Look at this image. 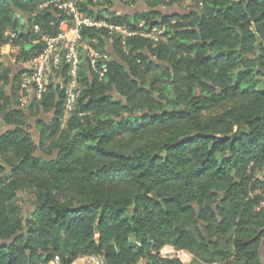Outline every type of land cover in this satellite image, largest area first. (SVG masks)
I'll return each mask as SVG.
<instances>
[{
    "label": "trees",
    "instance_id": "16d2710c",
    "mask_svg": "<svg viewBox=\"0 0 264 264\" xmlns=\"http://www.w3.org/2000/svg\"><path fill=\"white\" fill-rule=\"evenodd\" d=\"M49 1L0 0V47L18 46V61L56 33ZM111 3L86 11L132 31L164 27L163 40L113 34L128 70L111 59L98 81L83 61L64 126L53 85L27 113L14 105L21 71L0 54V129L9 128L0 135V264L90 253L107 264H183L159 257L165 244L210 264H264V0H197L170 15H117ZM82 36L98 46L109 38L105 28Z\"/></svg>",
    "mask_w": 264,
    "mask_h": 264
},
{
    "label": "built area",
    "instance_id": "2783aa9c",
    "mask_svg": "<svg viewBox=\"0 0 264 264\" xmlns=\"http://www.w3.org/2000/svg\"><path fill=\"white\" fill-rule=\"evenodd\" d=\"M105 0H50L49 3L59 11L57 31L54 35H43L40 41L42 50L27 60L19 61L21 71L19 91L24 100H37L46 93L50 86H55L63 93V107L59 122L64 126L72 115L81 86V66L85 61L90 70L101 81L108 70L112 57L109 49L113 34L121 38L141 35L157 40L154 30H129L121 24L109 22L106 18L89 15L86 9L102 7ZM94 9V10H95ZM143 22L138 24L142 27ZM86 28H105L109 38L103 46H98L94 38L85 40L82 31ZM38 30L37 26H34ZM164 29V27H161ZM157 35V34H156ZM13 47L10 44L1 46ZM13 51V49H11ZM160 258L176 259L183 264H191L192 255L172 245H163L158 250ZM42 264H61L57 258ZM70 264H107L102 254H83Z\"/></svg>",
    "mask_w": 264,
    "mask_h": 264
},
{
    "label": "rangeland",
    "instance_id": "374dc122",
    "mask_svg": "<svg viewBox=\"0 0 264 264\" xmlns=\"http://www.w3.org/2000/svg\"><path fill=\"white\" fill-rule=\"evenodd\" d=\"M112 3L111 5L108 6V10L109 12L113 13V14H117V15H120L121 12L119 11H115L116 9V3L117 2H120V3H123L124 5H127V6H136L141 0H137L135 3L132 2V0H111ZM163 9H165L168 13H171V12H180V13H187L191 10H195L196 8H200V5H197V0H188V1H185V2H181V3H175L173 4L172 6H162ZM164 31V29H161V28H158L156 30H154V34L156 36L157 39L161 38V40H163L162 37H159V35ZM157 34V35H156ZM13 49V51L11 50ZM19 52V48L18 46H13V47H5L1 50L0 48V54L2 55V60L3 61L5 58L6 59H9L11 61V63H13L14 65L17 66V64H19L18 60L16 59L17 57V53ZM6 65V63H5ZM161 72H156L154 73L153 75L155 76H158L160 78V85L163 84V78L162 76H160ZM153 75H149L148 78H149V81H151V77ZM4 89L6 90V92L8 93L9 96H11V91L9 90V85L8 86H4ZM14 105H17L18 108H21L24 110L25 113H27L28 111V106L29 104L31 103V100L29 99H26L24 100V98L22 99V94L20 93V91L18 90L14 96ZM217 111V110H216ZM51 112H46V113H41L38 115V117H40L41 119L44 118V120H48V115H50ZM35 118H32L31 119V133L33 134V137L35 139H38L39 138V134H38V130L37 128L35 127V124H34V120ZM259 178L261 180L264 181V168L262 169V171L259 172L258 174ZM21 196V194H19ZM30 210V206L28 203H26L25 205V212H28ZM166 245V244H165ZM167 245H172V244H167ZM173 246V245H172ZM178 249H181V250H185L183 248H178ZM187 252H189L191 255H192V261H191V264H210L208 263L207 261L204 260V258L200 257V256H196L194 255L192 252H190L189 250H185Z\"/></svg>",
    "mask_w": 264,
    "mask_h": 264
},
{
    "label": "water",
    "instance_id": "95a60500",
    "mask_svg": "<svg viewBox=\"0 0 264 264\" xmlns=\"http://www.w3.org/2000/svg\"><path fill=\"white\" fill-rule=\"evenodd\" d=\"M116 9L115 11H119L121 12L122 14H128V15H133V14H138V13H160L162 15H170V14H176V13H180V12H171V13H168L165 9H163L162 7H149L148 5H146L142 0L136 5V6H127V5H124L123 3H120V2H117L116 3ZM188 13V12H187ZM181 14H185V13H181ZM110 51V55L112 57V59L118 61L119 63H121L123 66L126 67V69L128 70V67L126 66V64H124L120 58L118 56H116V54L112 51V49L110 48L109 49ZM7 65H9L13 71V73L15 71H18L19 70V67L14 65L13 63H11V61L9 59H4L3 60ZM112 96L114 97H117L115 93H112L111 94ZM48 118V117H47ZM44 119V118H43ZM35 120V119H34ZM7 129H9L8 127H6L4 125V127L2 129H0V135H2L4 133V131H6ZM36 142L38 141V139H35ZM42 155V154H40ZM44 157V156H43ZM46 158V157H45ZM8 241H3V240H0V246L6 244Z\"/></svg>",
    "mask_w": 264,
    "mask_h": 264
}]
</instances>
